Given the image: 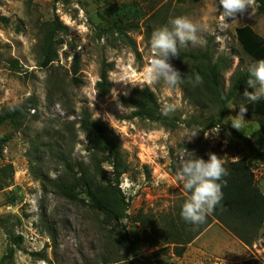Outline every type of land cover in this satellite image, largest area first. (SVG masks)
<instances>
[{
    "label": "rangeland",
    "instance_id": "374dc122",
    "mask_svg": "<svg viewBox=\"0 0 264 264\" xmlns=\"http://www.w3.org/2000/svg\"><path fill=\"white\" fill-rule=\"evenodd\" d=\"M218 1L0 0V15L8 18L0 21V110L30 96L41 101L37 112L31 110L37 117L21 130L0 125V136L10 137L0 156V169L9 163L14 167L11 185L0 188V260L13 247L8 264H118L126 257L121 262L156 264L163 258L175 264H264V226L248 244L213 219L178 256L173 242L151 243L146 237L150 228L145 231L136 220L140 210L148 218L165 217L186 196L177 177L182 156L208 159L214 152L224 162L245 158L264 193V133L258 132L264 117L247 110L241 130L227 120L238 114L240 104H246L244 96L227 103V113L216 124L219 133H213L216 126L208 128L199 142L200 132L218 120V104L200 86L182 82L170 88L163 81L150 84L145 77L153 31L181 15L204 26L198 33L203 43L189 42L184 49L209 48L214 61L223 59L226 92L236 71L249 70L256 63L238 41L236 29L250 25L264 36V15L257 11V0L252 10L223 20ZM56 23L60 26L56 28L58 58L42 67L38 63L42 40ZM76 57L77 84L72 81ZM103 61L111 64V91L99 97L96 83ZM170 62L180 73L187 66L185 61ZM129 78L137 85L123 82ZM144 87L155 92L161 108L175 105L169 114L176 118L175 126L130 117L132 109L123 98ZM83 108L121 138L130 166L120 179L129 204L124 225L130 236L140 238L131 255L119 241L121 233L104 221L84 195L81 201H71L54 186L56 178L51 174L65 175L66 167L50 151V144L63 145L74 162L90 161L88 135L78 122ZM103 167L112 172L110 162Z\"/></svg>",
    "mask_w": 264,
    "mask_h": 264
},
{
    "label": "trees",
    "instance_id": "16d2710c",
    "mask_svg": "<svg viewBox=\"0 0 264 264\" xmlns=\"http://www.w3.org/2000/svg\"><path fill=\"white\" fill-rule=\"evenodd\" d=\"M219 9L221 12L223 11L220 7ZM257 11L264 15V0H257ZM0 21L7 22L8 18L0 15ZM54 26L46 32L42 40L38 60L39 65L42 67H49L58 58L56 28L60 26L57 23ZM236 34L238 41L248 55L256 62L259 59H264L263 35L250 25L237 27ZM178 47L179 55L171 59L187 63V66L181 71L182 82L191 84L189 78H194L195 74L199 73L203 77V83L198 86L205 90L220 107L218 120L212 124L210 123L200 132L197 140L200 142L206 130L216 126L223 119L228 110L227 103L239 95L243 96L250 73L249 70L236 71L226 92L222 84V74L225 70L222 58L214 61L209 48L197 52L184 49L183 46ZM110 65L106 61L102 62L99 80L96 83L99 97H105L111 91ZM78 71V57H76L73 64V74L75 76L72 79L76 84L79 81L76 76ZM248 90L252 91L251 88ZM123 102L132 109L130 117L159 121L171 127L176 125L175 117L161 114L157 96L149 87L135 88L131 95L123 98ZM40 105L41 101L36 96H30L19 105L4 106L0 110V125H10L14 131H19L30 118L37 117V115L31 114V110L34 109L37 112ZM245 106H247L249 112L264 117V98L258 102L248 100ZM78 122L81 130L88 135L86 150L89 152L90 161L74 162L71 153L66 152L63 145L50 144V151H55V155L62 159L66 167V174L57 175L54 186L62 196L71 201H81L83 200L82 195H84L90 206L102 214L104 221L109 225H114L121 233L119 241L122 242L131 255L136 252L140 238L130 236L124 225V219L128 217L129 204L125 193L120 187V179L130 171V166L122 152L121 138L104 120L93 118L88 108L82 109ZM231 131L236 132L233 129ZM258 132L264 133V120L261 122ZM9 139V136H0V156L3 155L4 147ZM105 162L111 163L112 172L109 173L105 170L103 167ZM224 166L229 174L223 178L226 181V186L222 189L223 199L216 206L213 213L206 217L204 223L193 225L182 218V205L189 195L186 192V196H183L180 203L169 211L165 217L155 219L151 216L148 218L142 210L138 212L136 220L142 224L145 231L150 228V232L146 236L147 239L151 243H159L158 241L161 239L166 243L173 242L176 245L175 253L182 256L186 245L201 234L213 219H216L243 242L253 243L264 226V193L256 182L252 166L245 158L226 161ZM7 175L10 177L8 181L4 178ZM13 175L14 167L11 163L0 169L1 189L11 185ZM169 237L171 238L170 241ZM16 238L22 239L21 236H16ZM14 253V248L10 247L8 252L1 258L0 264H8ZM124 259H127V257ZM124 259L116 262L127 264L126 261L121 262ZM156 264H175V262L158 258Z\"/></svg>",
    "mask_w": 264,
    "mask_h": 264
},
{
    "label": "clouds",
    "instance_id": "9594fccd",
    "mask_svg": "<svg viewBox=\"0 0 264 264\" xmlns=\"http://www.w3.org/2000/svg\"><path fill=\"white\" fill-rule=\"evenodd\" d=\"M254 5L255 0H219V7L223 10L221 19L234 18L237 14L243 15L249 9L252 10ZM249 14L252 15V11ZM203 30L204 26L200 22L187 15L170 18L168 23L156 28L151 36L149 66L145 70L148 83L163 81L164 85L170 88L182 83V75L170 59L179 55L178 46H186L189 42L202 44L198 33ZM249 73L243 96L249 101L258 102L264 98V59H259L250 67ZM189 80L193 87L203 83V77L199 73ZM123 82L137 85V82L130 78ZM249 88L252 91H249ZM174 110V104H164L161 114L167 116ZM246 112L247 106L240 104L238 114L228 117L227 120H231L233 128L241 130ZM212 130L214 134H218L220 126L216 125ZM195 135L193 134L191 138ZM228 174L224 161L214 152L209 153L208 159L196 155L181 157L177 177L185 191L189 193L181 210V216L186 222L199 225L206 221V217L213 213L223 199L222 189L226 186L223 178ZM51 175L53 179L56 178L55 174Z\"/></svg>",
    "mask_w": 264,
    "mask_h": 264
}]
</instances>
